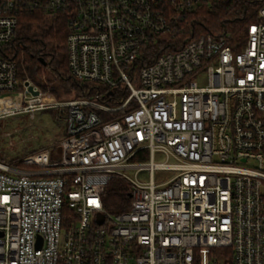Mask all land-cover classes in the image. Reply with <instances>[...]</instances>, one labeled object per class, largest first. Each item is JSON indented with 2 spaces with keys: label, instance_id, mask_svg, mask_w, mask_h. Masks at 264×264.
<instances>
[{
  "label": "built area",
  "instance_id": "built-area-1",
  "mask_svg": "<svg viewBox=\"0 0 264 264\" xmlns=\"http://www.w3.org/2000/svg\"><path fill=\"white\" fill-rule=\"evenodd\" d=\"M211 1L0 0V97L20 95L0 118L66 113L59 160L0 161V264H264V1L243 37L196 35ZM34 12L66 20L80 98L20 78L6 48Z\"/></svg>",
  "mask_w": 264,
  "mask_h": 264
},
{
  "label": "trees",
  "instance_id": "trees-1",
  "mask_svg": "<svg viewBox=\"0 0 264 264\" xmlns=\"http://www.w3.org/2000/svg\"><path fill=\"white\" fill-rule=\"evenodd\" d=\"M264 0H212L201 6L200 11L191 14L190 20L194 22L193 29L197 34H223L229 33L240 38L249 24L257 21L258 9ZM19 34L7 45V52L14 59L19 68V76L22 79H30L36 82L44 90H49V81L39 83L36 81L41 74L49 69L56 77L55 82L66 94L74 93L75 98H80L87 93V88L70 73L67 60V36L66 20L63 18L49 19L43 13L34 12L22 15ZM159 48V47H158ZM6 54V53H4ZM43 59L45 64L42 62ZM154 59L148 61L152 63ZM50 91V90H49ZM54 88L51 92L54 93ZM11 102V101H10ZM53 113L59 118H66V113L57 109ZM46 150H32L37 153ZM59 150V149H58ZM51 157L54 159V151L51 149ZM0 161L5 158L0 155ZM7 163V162H5ZM8 164H10L8 162ZM21 168L25 164H10ZM22 166V167H21ZM105 209L113 214L121 213L128 209L130 204V189L123 179L114 177L105 190Z\"/></svg>",
  "mask_w": 264,
  "mask_h": 264
},
{
  "label": "rangeland",
  "instance_id": "rangeland-1",
  "mask_svg": "<svg viewBox=\"0 0 264 264\" xmlns=\"http://www.w3.org/2000/svg\"><path fill=\"white\" fill-rule=\"evenodd\" d=\"M22 79V78H21ZM56 77L52 75L51 71L41 74L36 81L42 84L49 81V90L42 89L36 82L30 80L34 85L40 87L43 92H48L53 100H64L75 98L74 93L66 94L55 82ZM24 80V79H22ZM26 80V79H25ZM54 88V93L51 90ZM15 99L12 96H4L0 99V106L14 105L17 106ZM11 101V102H10ZM14 101V102H13ZM2 108V107H1ZM66 122L64 119H59L53 110H42L34 112V116L28 113L11 114L0 118V155L5 158V162L10 164H19L22 162L24 170H34L36 166L26 162V158L31 156L32 150H39L45 148L54 151V159L59 157L58 151L63 136L65 134ZM59 149V150H58ZM2 162V161H1ZM4 162V163H5ZM175 173L170 171L157 172V176L165 179H170ZM134 176V172H132ZM140 180H147L149 178L148 172H142L137 175Z\"/></svg>",
  "mask_w": 264,
  "mask_h": 264
},
{
  "label": "bare ground",
  "instance_id": "bare-ground-1",
  "mask_svg": "<svg viewBox=\"0 0 264 264\" xmlns=\"http://www.w3.org/2000/svg\"><path fill=\"white\" fill-rule=\"evenodd\" d=\"M18 96H19V97H17L16 100H15V101L17 102V104H18L19 101H20V95H18ZM3 97H4V96H3ZM3 97H0V99L3 98ZM13 102H14V101H13ZM1 107H2V108H1ZM12 107H15V106H14V105H8V106H6V107H5V106H4V107H3V106H0V111H6V110H9V109L12 108Z\"/></svg>",
  "mask_w": 264,
  "mask_h": 264
},
{
  "label": "water",
  "instance_id": "water-1",
  "mask_svg": "<svg viewBox=\"0 0 264 264\" xmlns=\"http://www.w3.org/2000/svg\"><path fill=\"white\" fill-rule=\"evenodd\" d=\"M42 62L45 64V61L43 59H41ZM26 85H29V83L27 82ZM29 90L34 94V95H37L38 94V91H34V88L32 85H29ZM102 217L99 218V222H102Z\"/></svg>",
  "mask_w": 264,
  "mask_h": 264
}]
</instances>
